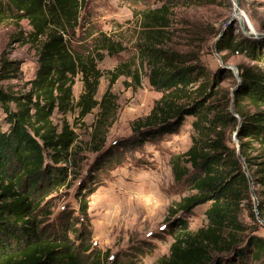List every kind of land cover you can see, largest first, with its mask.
Here are the masks:
<instances>
[{"label": "trees", "instance_id": "trees-1", "mask_svg": "<svg viewBox=\"0 0 264 264\" xmlns=\"http://www.w3.org/2000/svg\"><path fill=\"white\" fill-rule=\"evenodd\" d=\"M165 1L159 9L140 13L146 36L139 51L141 65L147 66L149 84L162 96L133 130L137 145L143 146L176 133L187 117L196 118L192 146L170 161L176 182L191 179L194 194L174 204L170 219L202 204L210 207L206 226L197 232H191L183 218L171 222L174 242L157 264H229L219 257L224 254L236 256L230 264L249 257L259 261L263 239L254 238L248 249L240 246L245 231L241 216L250 205L253 185L262 195L255 210L250 209L264 220V70L240 69L231 110L232 99L221 87V75H233L230 69L212 76L198 55L166 47L173 0ZM84 5L85 0H0V27L27 21L32 28L28 43L37 49L39 66L22 91L0 88V110L9 126L7 131L0 127V264H107L108 253L92 250L89 197L123 165L121 153L108 150L100 155L89 180L80 183L77 213L63 211L58 223H48L54 195L70 189L81 176L80 152L74 150L77 135L67 114L78 111L82 121L100 109L91 139L92 152L100 153L114 120L113 85L121 77L131 79L129 86L135 88L142 83L141 65L122 63L107 72L108 88L100 101L96 99L104 77L99 63L106 54L113 57L125 48L106 35L85 43L75 39ZM217 49L264 65L262 39L229 32ZM19 72V63L3 53L0 81L17 79ZM79 75L84 91L75 102L73 87ZM245 103L254 111H245ZM229 128L237 131L239 151L227 145Z\"/></svg>", "mask_w": 264, "mask_h": 264}, {"label": "rangeland", "instance_id": "rangeland-1", "mask_svg": "<svg viewBox=\"0 0 264 264\" xmlns=\"http://www.w3.org/2000/svg\"><path fill=\"white\" fill-rule=\"evenodd\" d=\"M81 1V0H79ZM165 0H85L81 12L80 26L76 30L79 42H89L91 37L106 35L114 42H119L125 50L116 56L106 54L99 63V69L104 73L100 81L97 100H101L109 85L108 71L126 62L141 65L140 46L145 36L144 23L141 20L142 11L159 9ZM170 26L165 29L166 47L184 54L198 55L199 63L213 76L220 71L229 70L233 75H221V87L229 94L231 110L233 107V90L240 80V69L253 68L264 70V65L250 60L239 53L218 52L217 43L229 32L238 38H253L240 28L236 15L235 0H216V4L203 1L173 0ZM240 12L245 20L246 29L250 33L262 36L264 40V0H240ZM32 31L27 21L19 25L10 23L0 27V58L6 53V58L19 63L20 72L17 79L0 81V88H13L15 92L22 91L26 83L32 80L38 70L37 49L28 43V34ZM256 39V38H253ZM257 38V40H260ZM147 66L141 65L142 83L140 87L129 86L131 79L121 77L112 87L116 96L113 124L106 135L105 148L100 153L92 152L91 139L94 125L100 109L96 108L82 121L78 120V111L67 114V119L73 127L77 139L74 150L80 152L79 158L81 176L70 189H63L54 195L52 215L48 223H58L63 211L77 213V191L82 180H89L92 169L100 155L110 150L122 154L124 163L114 169L104 184L89 197V220L91 223V243L94 253H108L107 264L134 261L137 264H157L168 256L170 246L174 242L173 222L183 218L191 232H197L206 226V211L210 203L202 204L189 214L179 213L171 217V208L182 198L194 194L191 179L178 183L174 179L171 159L181 156L192 146L196 135L193 123L194 117H187L181 128L173 134L160 136L153 141L137 145V134L133 130L134 123L147 117L162 94L156 92L149 84ZM84 91L81 75L73 87L75 102L79 101ZM247 112L254 109L244 104ZM56 113L54 121L59 122ZM0 127L8 130L5 115L0 110ZM227 145L239 151L237 131L229 128L226 133ZM254 155H256L254 153ZM259 186H252L250 205L245 206L241 222L245 227L241 235V246L250 248L254 238L264 240V220L254 212L261 198ZM76 215V214H75ZM230 264L235 255H219ZM239 264V263H236ZM240 264H264V256L259 261L251 257Z\"/></svg>", "mask_w": 264, "mask_h": 264}, {"label": "water", "instance_id": "water-1", "mask_svg": "<svg viewBox=\"0 0 264 264\" xmlns=\"http://www.w3.org/2000/svg\"><path fill=\"white\" fill-rule=\"evenodd\" d=\"M235 6H236V15L238 17V20L240 23V28L242 29V31L247 33L249 36H251L253 38L260 39L262 37L261 35L257 37V35H255L254 33H250L247 31L246 25H245V20H244L242 14L240 12V0H235ZM227 69H230V67H227ZM239 80H240V78H239Z\"/></svg>", "mask_w": 264, "mask_h": 264}]
</instances>
